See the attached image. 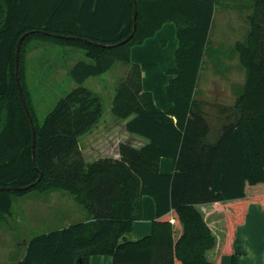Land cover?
Segmentation results:
<instances>
[{
  "label": "trees",
  "instance_id": "trees-1",
  "mask_svg": "<svg viewBox=\"0 0 264 264\" xmlns=\"http://www.w3.org/2000/svg\"><path fill=\"white\" fill-rule=\"evenodd\" d=\"M136 7L133 32V0H0V188L35 182L28 190H1L0 216L11 213L12 195L30 191L67 192L88 214L87 221L32 238L14 264H90L93 255H108L112 264H220L207 258L216 237L198 205L228 201L233 203L223 253L238 264L236 227L244 222L249 203L264 210V0H255L247 39L234 45L246 76L233 104L197 95L216 0H136ZM167 23L176 27L178 47L175 67L167 70L166 99L172 107L163 111L144 89L141 66L132 61L131 51ZM25 33L19 73L32 125L15 78L16 46ZM35 41H51L85 56L69 71L78 87L42 123L21 70L23 48ZM116 62L127 73L116 88L111 113L148 143L139 149L121 143L119 159L87 163L80 138L98 125L104 104L82 84ZM162 157L173 160L171 173L160 171ZM145 195L156 204L152 232L135 242L124 240L142 219ZM173 217L183 226L177 239Z\"/></svg>",
  "mask_w": 264,
  "mask_h": 264
},
{
  "label": "rangeland",
  "instance_id": "rangeland-1",
  "mask_svg": "<svg viewBox=\"0 0 264 264\" xmlns=\"http://www.w3.org/2000/svg\"><path fill=\"white\" fill-rule=\"evenodd\" d=\"M254 9L255 0H216L210 37L199 74L198 97L209 99L211 95L219 93V86L224 85L226 89L223 96L225 103L229 104L232 97L236 98L243 92L246 72L240 64L234 45L247 39L250 30L249 16ZM166 38L168 43L161 45L158 40L159 48H152L151 53L141 60L147 83H158L162 87L167 77L163 69L175 66V51L178 47L176 35L175 44L171 38ZM22 54L24 88L31 99L36 119L42 123L58 101L78 87L70 78L69 71L85 56L80 50L64 48L51 41L31 42L23 48ZM162 54L165 62L159 61ZM18 70L20 71V56ZM126 73L127 68L116 62L110 71L99 77H90L82 84L101 97L104 113L98 125L80 140H90L89 143L94 142L95 146H119L123 142L128 143L130 136H133L125 132L123 121L116 119L111 113L116 88ZM19 78L23 95L20 73ZM163 90L165 94V89ZM159 96L160 93L157 95L158 100ZM59 193L65 194L69 202L57 205L63 212L57 208L59 215H53V219L48 217V192L30 191L23 195H12L11 213L0 216V264L16 263L24 254L25 243L38 235L58 230L62 227L64 218L72 225L82 221L80 214L87 215L83 205L70 194L62 191Z\"/></svg>",
  "mask_w": 264,
  "mask_h": 264
},
{
  "label": "crops",
  "instance_id": "crops-1",
  "mask_svg": "<svg viewBox=\"0 0 264 264\" xmlns=\"http://www.w3.org/2000/svg\"><path fill=\"white\" fill-rule=\"evenodd\" d=\"M175 35L176 27L174 23H167L154 37L147 39L141 46L133 47L131 51L132 61L140 64L141 66L144 89L153 94L155 104L163 111H168L172 107V104L166 99L167 81L171 78V76L167 74V70L172 69L175 66L163 69L167 77L166 82L162 87L158 83H151L150 81L147 83L145 68L141 60L143 56L151 53L150 50L152 48H159L157 47L158 40L161 41V45H163L164 43H168L166 37H169L175 44ZM161 53L158 52V54ZM164 60L165 57L162 54L159 57V61L165 62ZM219 88L220 91L218 94L215 93V95H211V98H208L209 100L213 99L214 101L225 103L226 101L223 96V91L226 89V86L221 85ZM163 89H165V94ZM159 93L160 96L158 100L157 95ZM231 99L232 100L229 101V104H233L236 98L232 97ZM125 123L126 121H123L124 126ZM125 132H128L126 128ZM131 135L135 136V138L130 136L128 143L134 148L139 149L148 143V140L145 138L134 134ZM89 141L80 140V149L87 163H91L100 158H120V146H95L94 142L89 143ZM160 171L165 174L171 173L173 171V160L162 157L160 159ZM68 202V197L65 194H60L59 191H48V217L52 218L53 215H59V210H62L61 208H58L57 205ZM231 203H233V201L198 205L199 211L202 213L207 225L216 237L215 247L207 252V258L212 262H216L219 259L220 264H231V255L223 253L228 235V213L232 212V209L230 208ZM57 208L59 210H57ZM54 210L55 213H53ZM80 215L81 216L79 217L82 218V221L88 220V214L85 215L82 213ZM155 219V201L152 197L145 195L142 197V219L134 222L132 230L124 236V240L135 242L150 235L152 232V223ZM69 222V220L64 218L62 227L58 230L70 226L71 224ZM171 222L174 228L175 238L177 239L183 233V226L175 217L171 219ZM233 249L238 264H264V210L258 203L252 202L248 204L244 222L236 227ZM90 264H112V259L108 255H93L90 257Z\"/></svg>",
  "mask_w": 264,
  "mask_h": 264
},
{
  "label": "water",
  "instance_id": "water-1",
  "mask_svg": "<svg viewBox=\"0 0 264 264\" xmlns=\"http://www.w3.org/2000/svg\"><path fill=\"white\" fill-rule=\"evenodd\" d=\"M133 2H134V29H133V32H135V30H136V18H137V7H136V0H133ZM28 34H29V33H25L24 35H22V36L19 38L18 42H17V46H16V58H15V76H16V82H17V86H18V90H19V96H20V98H21V101H22V104H23V107H24V110H25L26 116H27L29 122H30L31 125H32L33 121H32V118H31V116H30L29 110H28V108H27L26 102H25V100H24V98H23V95H22L21 84H20V78H19V70H18V68H19V56H20L21 44H22L23 39H24ZM53 35L56 36V37L73 38V37H71V36H60V35H56V34H53ZM132 36H133V33H132L127 39H125L124 41H122L121 43H125V42H127V41L129 40V38H131ZM78 39H80V40H84V39H82V38H78ZM86 41H87V42H90V43H93V44H95V45L101 46V47H110L109 45H106V44H101V43L92 42V41H88V40H86ZM35 135H36V134H35V132L33 131V145H32V147H33V160L35 159V143H36V137H35ZM41 178H42V173L40 174V176H39V178H38L37 181H40ZM34 185H35V182L32 183V184H30V185H28V186H25V187H16V188L2 187V188H0V191H1V190H11V189L19 190V191H21V190H28L29 188L33 187Z\"/></svg>",
  "mask_w": 264,
  "mask_h": 264
}]
</instances>
